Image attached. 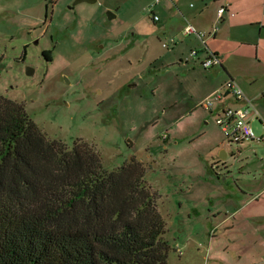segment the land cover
Returning <instances> with one entry per match:
<instances>
[{"label": "rangeland", "instance_id": "obj_1", "mask_svg": "<svg viewBox=\"0 0 264 264\" xmlns=\"http://www.w3.org/2000/svg\"><path fill=\"white\" fill-rule=\"evenodd\" d=\"M100 2L70 7L71 0H0V95L21 103L46 138L68 148L77 140L91 145L106 170L132 157L144 164V178L165 214L166 264H245L238 258L237 229H211L204 206L198 216L187 215L199 188L189 189L191 176L202 158L219 157L222 149L228 161L240 158L232 156L215 119L204 124L195 113L179 118L190 97L173 103L181 94L178 68L163 63L173 54L161 46L167 39L156 38L149 13L128 16L123 5L121 15L105 20L109 9ZM136 22L144 28L139 38L129 29ZM252 125L258 133L259 125ZM218 199L213 207L222 216ZM211 233L216 240L210 248Z\"/></svg>", "mask_w": 264, "mask_h": 264}, {"label": "trees", "instance_id": "obj_2", "mask_svg": "<svg viewBox=\"0 0 264 264\" xmlns=\"http://www.w3.org/2000/svg\"><path fill=\"white\" fill-rule=\"evenodd\" d=\"M132 157L106 170L95 149L48 139L0 95V264H166L158 194Z\"/></svg>", "mask_w": 264, "mask_h": 264}, {"label": "crops", "instance_id": "obj_3", "mask_svg": "<svg viewBox=\"0 0 264 264\" xmlns=\"http://www.w3.org/2000/svg\"><path fill=\"white\" fill-rule=\"evenodd\" d=\"M68 1L64 0V5ZM100 1L103 10L109 9L104 11L105 20L121 15L119 10L123 5L129 8L128 16L145 10L150 20L156 23L155 31L160 35L156 38L159 41L167 39L168 53L173 55L163 63L174 64L178 68L175 75H179L177 87L181 89V94L173 99V103H181L179 98L186 95L191 101L189 106L183 105L185 110L181 111L179 118L195 113L202 123H210L214 120L216 107L208 110L201 107L200 102L228 79H233L253 101L252 106L260 116L252 123L256 122L261 131L264 126V0H160L154 5H151L153 0ZM222 5L227 8L218 18L217 9ZM74 13L77 14V10L74 9ZM153 14L158 16L157 20L153 19ZM186 21L205 32V44L196 35L182 33ZM73 22L71 28L74 29ZM140 22L129 27L133 30L132 37L142 35L144 28L138 25ZM138 26L139 29H136ZM163 43L161 46L165 47ZM192 50L196 51L194 56L190 55ZM210 53L217 54L221 63L205 69L200 63ZM244 104L245 101L236 100L232 95L221 101V106L240 107ZM198 107L203 111H198ZM164 136L165 140L169 138V134ZM228 146L232 156L240 158L239 161H228L224 149V159L215 156L202 158L201 169L195 170L191 176L193 181L191 179L189 189L192 190L195 184L199 188L192 192L193 204L187 215L198 216L199 207L204 206V217L211 229L225 227L238 230L241 245L239 259H246L245 264H264V141ZM164 147L168 150L167 146ZM246 150H250L253 156L245 153ZM216 198H220L225 207L222 216L220 207H213ZM213 221L216 222L214 225ZM215 238L212 233L208 234L210 248ZM232 239L227 234V240Z\"/></svg>", "mask_w": 264, "mask_h": 264}, {"label": "built area", "instance_id": "obj_4", "mask_svg": "<svg viewBox=\"0 0 264 264\" xmlns=\"http://www.w3.org/2000/svg\"><path fill=\"white\" fill-rule=\"evenodd\" d=\"M159 1L153 0L151 5ZM226 8V5H222L217 9L218 18L222 17ZM153 19L157 20L158 16L153 14ZM182 33L184 35H196L205 44V32L196 29L189 21L185 22ZM163 46L168 47L169 43L164 42ZM195 54V50L190 52L191 56ZM220 63V57L215 53H210L200 64L205 69H209ZM227 95H232L236 100L245 101V104L240 107L221 106V101ZM252 104L253 101L244 94L233 79H228L221 87L215 89L200 102V106L208 110L216 107L214 119L223 134L225 142L228 145L237 146L249 141H264V126L260 132L256 133L252 125V121L260 116Z\"/></svg>", "mask_w": 264, "mask_h": 264}, {"label": "water", "instance_id": "obj_5", "mask_svg": "<svg viewBox=\"0 0 264 264\" xmlns=\"http://www.w3.org/2000/svg\"><path fill=\"white\" fill-rule=\"evenodd\" d=\"M96 0H72L71 1V5H75V4H77V3H80V2H85V3H94ZM106 16H107V18H108V11L106 12ZM25 72L27 73V74H31L32 73V68L31 67H26L25 68ZM226 157V153H225V151L222 149L221 150V152H220V154H219V158L220 159H224Z\"/></svg>", "mask_w": 264, "mask_h": 264}]
</instances>
